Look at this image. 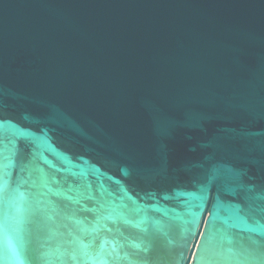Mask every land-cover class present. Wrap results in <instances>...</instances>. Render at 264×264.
I'll return each mask as SVG.
<instances>
[{
	"label": "water",
	"instance_id": "obj_1",
	"mask_svg": "<svg viewBox=\"0 0 264 264\" xmlns=\"http://www.w3.org/2000/svg\"><path fill=\"white\" fill-rule=\"evenodd\" d=\"M0 120L31 153L33 203L62 210L41 234L87 227L137 264H215L225 225L217 187L197 207L204 176L264 191V0H0ZM65 178L80 203L56 194Z\"/></svg>",
	"mask_w": 264,
	"mask_h": 264
},
{
	"label": "snow or ice",
	"instance_id": "obj_2",
	"mask_svg": "<svg viewBox=\"0 0 264 264\" xmlns=\"http://www.w3.org/2000/svg\"><path fill=\"white\" fill-rule=\"evenodd\" d=\"M30 159L31 153L25 155L20 147V137L6 136L3 121L0 120V264H137L128 252L121 255L123 242L94 234L95 229L84 227L79 230L80 234L69 233L67 237L59 238L51 231L41 234L45 231L41 227L42 219L53 220L63 213L51 200H36L33 203L31 187L35 182L29 184V180L25 179V173L31 177L28 167ZM51 182L61 183L56 177ZM64 182L67 189L56 194L73 202L75 198L70 193L75 185L67 178ZM214 186L218 191L214 196L213 210L209 214L220 218L225 225L220 229L223 235L215 264H241L239 255L264 250V191L256 192L232 172L216 169L209 171L201 181L202 194L197 199L202 203L197 207H203L204 202L213 199ZM44 187L51 191L47 178L44 180ZM221 193L230 199L225 200ZM86 199L95 201L96 193H89ZM75 202L80 203L79 200ZM81 210L88 212L96 209L82 204ZM222 212L225 216H221ZM69 218L74 219L77 224L83 223L75 216ZM6 220L11 221V232L19 238L20 243L9 245L6 242ZM28 223L37 226L34 247L24 242V225ZM232 228H237L238 231L231 233ZM107 231L111 233L112 229ZM54 242L58 255L52 260L49 259V249Z\"/></svg>",
	"mask_w": 264,
	"mask_h": 264
}]
</instances>
